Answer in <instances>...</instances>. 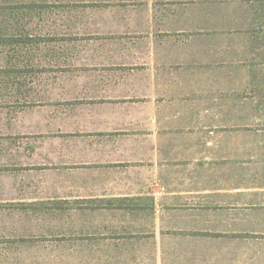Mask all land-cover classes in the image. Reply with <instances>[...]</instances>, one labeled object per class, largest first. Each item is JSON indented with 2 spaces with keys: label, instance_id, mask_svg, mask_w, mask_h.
I'll use <instances>...</instances> for the list:
<instances>
[{
  "label": "rangeland",
  "instance_id": "1",
  "mask_svg": "<svg viewBox=\"0 0 264 264\" xmlns=\"http://www.w3.org/2000/svg\"><path fill=\"white\" fill-rule=\"evenodd\" d=\"M133 3L0 0V111L22 124L46 109L53 143V160H28L26 126L2 141L0 264H159L162 239L188 234L187 213L172 209L189 205L176 194L191 160H264V6L243 51L171 54L211 68L156 85L146 69L164 54L133 41L155 25ZM159 104L177 115L151 116ZM104 114L132 160H79Z\"/></svg>",
  "mask_w": 264,
  "mask_h": 264
},
{
  "label": "crops",
  "instance_id": "2",
  "mask_svg": "<svg viewBox=\"0 0 264 264\" xmlns=\"http://www.w3.org/2000/svg\"><path fill=\"white\" fill-rule=\"evenodd\" d=\"M138 1L133 3L138 6H131V12L139 7L145 14L143 19L155 25L147 28L140 40L133 41L145 45L146 52L164 54L161 64L146 69L144 83L156 85L177 84L181 76L201 77L202 68H211L210 63L204 61L175 62L171 54H205L212 51L213 46L223 47L217 48L219 52H228L226 47L229 46L243 51L242 47L251 40L253 17L259 15L264 6V0ZM171 98L164 101H172ZM164 109V104H159L150 115H177L172 112L174 108H167L166 112ZM45 110L32 113L22 124L19 112L12 114L9 122L0 111V165L4 160L2 141L9 127L13 138H19L21 126H26L29 135L37 139L27 147L28 160H53L52 120ZM87 123L90 125L91 120ZM110 124L106 114L95 118L97 141L82 144L84 158L79 160H132L125 158V148H130L131 144L109 139ZM161 134L157 137L159 143H162ZM142 137L141 143L132 145L147 149V135ZM59 149L63 150L59 151L58 160H69L64 152L68 147ZM19 150L20 142L16 141L12 150L15 158ZM191 161L193 167L186 175V187L180 186L181 192L176 194L186 196L189 205L172 209V212L187 213L188 234L162 239L171 247L163 249L159 264H264V160Z\"/></svg>",
  "mask_w": 264,
  "mask_h": 264
}]
</instances>
